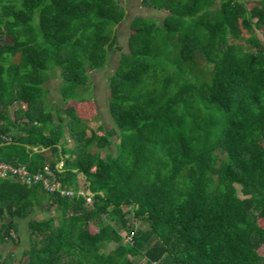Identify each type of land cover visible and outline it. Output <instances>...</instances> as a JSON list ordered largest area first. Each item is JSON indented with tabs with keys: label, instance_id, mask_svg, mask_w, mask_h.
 <instances>
[{
	"label": "trees",
	"instance_id": "obj_1",
	"mask_svg": "<svg viewBox=\"0 0 264 264\" xmlns=\"http://www.w3.org/2000/svg\"><path fill=\"white\" fill-rule=\"evenodd\" d=\"M143 4L168 14L132 20L114 128L88 133L69 103L107 67L121 0H0V161L94 194L0 180V248L31 218L27 264H264V0ZM37 206L50 215L32 218Z\"/></svg>",
	"mask_w": 264,
	"mask_h": 264
},
{
	"label": "rangeland",
	"instance_id": "obj_2",
	"mask_svg": "<svg viewBox=\"0 0 264 264\" xmlns=\"http://www.w3.org/2000/svg\"><path fill=\"white\" fill-rule=\"evenodd\" d=\"M121 4L126 11V18L117 26L115 32L117 35L116 46L114 49L109 51V62L105 69L98 72H90V85L88 90L80 91V96L83 99H87L88 102H78L71 101L69 105L73 106L76 109L77 114L87 122L81 123L80 128L88 129V133L92 129H96L99 126L103 125L105 130H110L114 128L113 120L109 114L108 101L110 96V87L109 82L117 68L119 67V60L123 53L128 52V39L132 33L131 22L136 16H141L150 19H157L160 23L167 16V12L159 11L152 7H146L143 4V0H121ZM242 31L243 36L249 37V34L241 27L238 29ZM261 38L260 34H258ZM62 84V77L59 71H54L51 73V78L46 83V88L48 92V103L49 109L53 111L57 107L63 106V100L60 95V86ZM114 142H118L117 137L112 138ZM65 150L67 151V157L70 158L72 153L70 150L73 148V144L64 145ZM115 153V147L110 149ZM102 153H106L102 150ZM74 172L77 170H73ZM83 184V180L81 179ZM238 193L240 197H243L240 190L241 188L237 186ZM33 212L32 218L41 220L50 214H46L44 211ZM29 219L18 220L19 223V233L16 238V243H8L9 247L14 248L15 246H21L23 249L29 246V237H28V223ZM139 225V224H138ZM99 230V225L97 222H92L90 224V231L96 233ZM8 247V248H9ZM114 246L110 245L108 249H112ZM7 249V247H4ZM3 249V250H4ZM22 249V250H23ZM23 259V258H22ZM23 264H27V259H23Z\"/></svg>",
	"mask_w": 264,
	"mask_h": 264
},
{
	"label": "built area",
	"instance_id": "obj_3",
	"mask_svg": "<svg viewBox=\"0 0 264 264\" xmlns=\"http://www.w3.org/2000/svg\"><path fill=\"white\" fill-rule=\"evenodd\" d=\"M57 167L60 168L59 164ZM9 178H15L20 183L29 187L41 184L50 194L59 193L63 197L87 196L88 203H92V196L89 195V190L82 188L74 191L68 188L58 179L48 165L37 173H31L26 165H14L0 161V180H7ZM128 241H131L130 237L126 238V242Z\"/></svg>",
	"mask_w": 264,
	"mask_h": 264
},
{
	"label": "crops",
	"instance_id": "obj_4",
	"mask_svg": "<svg viewBox=\"0 0 264 264\" xmlns=\"http://www.w3.org/2000/svg\"><path fill=\"white\" fill-rule=\"evenodd\" d=\"M109 114H110V112H109ZM84 122H87V121L84 120ZM101 127H103V125H101ZM110 130H111V128H110ZM66 140H68L69 142L72 143L73 138H72V136L70 134L67 133L66 134ZM63 145H64V143H63ZM36 149L38 150V148H36ZM63 165H64V160H61V162L59 163L60 168H62ZM34 209L36 211H38V212L39 211H42L43 212V210L40 207H38V206L35 207ZM33 212L35 213V211H33ZM4 247H7V249H4ZM8 247H9L8 244H6V245H4V246H2L0 248V253L2 254V258H0V264H23V259L24 258L27 259L24 256V254L29 249V246L28 247L25 246L24 249L21 246H15L14 248H12V247H9L8 248ZM27 261H28V259H27Z\"/></svg>",
	"mask_w": 264,
	"mask_h": 264
},
{
	"label": "water",
	"instance_id": "obj_5",
	"mask_svg": "<svg viewBox=\"0 0 264 264\" xmlns=\"http://www.w3.org/2000/svg\"><path fill=\"white\" fill-rule=\"evenodd\" d=\"M26 147H27V149H29V150H34V151L37 150L36 148H33V147L29 146V145H26ZM41 150H42V151H45V150H47V149H41ZM88 192H89V195L94 196V194H93L90 190H89Z\"/></svg>",
	"mask_w": 264,
	"mask_h": 264
}]
</instances>
